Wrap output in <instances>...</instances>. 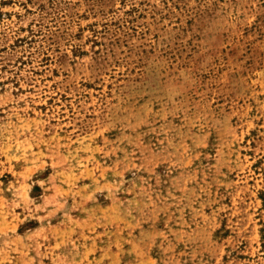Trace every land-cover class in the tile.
<instances>
[{
    "label": "rangeland",
    "instance_id": "obj_1",
    "mask_svg": "<svg viewBox=\"0 0 264 264\" xmlns=\"http://www.w3.org/2000/svg\"><path fill=\"white\" fill-rule=\"evenodd\" d=\"M0 264H264V0H0Z\"/></svg>",
    "mask_w": 264,
    "mask_h": 264
}]
</instances>
